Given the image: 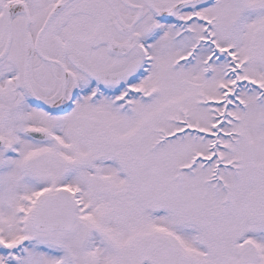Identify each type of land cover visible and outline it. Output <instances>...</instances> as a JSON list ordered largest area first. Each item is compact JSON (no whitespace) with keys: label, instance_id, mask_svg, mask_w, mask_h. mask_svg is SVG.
Here are the masks:
<instances>
[{"label":"snow or ice","instance_id":"6c2138e0","mask_svg":"<svg viewBox=\"0 0 264 264\" xmlns=\"http://www.w3.org/2000/svg\"><path fill=\"white\" fill-rule=\"evenodd\" d=\"M0 264H264V0H0Z\"/></svg>","mask_w":264,"mask_h":264}]
</instances>
